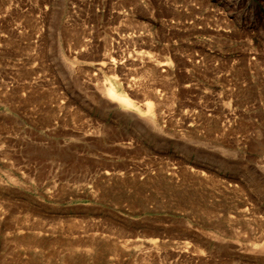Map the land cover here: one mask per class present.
Instances as JSON below:
<instances>
[{
  "label": "rangeland",
  "instance_id": "rangeland-1",
  "mask_svg": "<svg viewBox=\"0 0 264 264\" xmlns=\"http://www.w3.org/2000/svg\"><path fill=\"white\" fill-rule=\"evenodd\" d=\"M0 264H264V0H0Z\"/></svg>",
  "mask_w": 264,
  "mask_h": 264
},
{
  "label": "bare ground",
  "instance_id": "bare-ground-1",
  "mask_svg": "<svg viewBox=\"0 0 264 264\" xmlns=\"http://www.w3.org/2000/svg\"><path fill=\"white\" fill-rule=\"evenodd\" d=\"M105 93L106 95L114 100V101H117L119 103H121L122 105H124L125 107H128V108H131L133 106V103L132 101L122 92L116 90L114 87L112 86H108L106 89H105ZM148 106H149V109L153 110L152 109V105L150 103H148ZM152 115H150V119H152L151 117Z\"/></svg>",
  "mask_w": 264,
  "mask_h": 264
}]
</instances>
